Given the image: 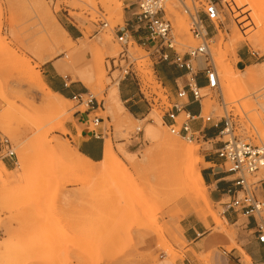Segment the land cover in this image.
Masks as SVG:
<instances>
[{"label":"rangeland","instance_id":"obj_1","mask_svg":"<svg viewBox=\"0 0 264 264\" xmlns=\"http://www.w3.org/2000/svg\"><path fill=\"white\" fill-rule=\"evenodd\" d=\"M111 1L43 0V7L38 8L33 0H0V264H188V260L191 264H215V252H231L234 248L244 261H249L250 257L236 242L243 221L228 223L223 208L212 200L205 180L199 184L207 200L189 190L182 178L171 180L169 176L163 134L192 146V161L201 172L205 157L216 155L220 137L205 135L204 139L189 141L171 132L158 101L161 99L167 105L164 92L173 96L176 93L164 87L155 69L159 61L149 53L147 45L136 40L138 35L133 33L132 26L135 0H116L123 8L122 16L113 12ZM234 1L236 12L248 6L250 9L245 11L254 14L259 22H251L253 26L242 29L227 0L220 5L222 20L217 29L210 28L209 43L210 59L220 72L221 88L202 89V114L213 116L214 122L225 113L232 115L241 127L237 134L258 144L264 141V97H258L264 90V51L249 41L234 42L238 35L235 27L248 35L264 28V0ZM236 2L240 8L235 7ZM168 7L177 41L175 48L183 55L200 41L191 33L180 2L171 0ZM177 17L185 20L190 36L178 35ZM102 22L109 26L103 27ZM59 26L66 28L70 36ZM117 26L125 28L128 35L123 47L116 34ZM53 31L70 44V49L57 43ZM81 46L85 51L80 59L72 50ZM123 48L128 51L125 56L121 53ZM240 52L246 56L243 61ZM73 60L80 63L75 68L71 65ZM97 60L96 70L104 73L102 80L97 78V71L92 73V79L81 77L80 70ZM54 63H59L63 75L75 82L74 91L94 96V107L73 100L72 93L66 95L68 100L60 102L43 88L44 68ZM128 64L140 77L142 90L152 96L150 105L140 97L137 81L121 76L120 67ZM250 66L262 72L255 82H250L245 74ZM224 67L232 70L233 92L223 78ZM243 79L245 87L239 85ZM115 83L119 90L123 84L131 83V96L135 95L137 103L145 108L141 117L135 118L128 111L132 100L127 103L121 99L120 104L126 109L120 114L110 110L108 93ZM179 84L182 87L184 80ZM46 98L56 99L65 112L55 113ZM95 115L102 118L97 131L105 136L104 147L110 143L124 167L89 175L72 160L93 169H100L101 163H89L79 157L69 126L75 118L84 116L90 128H94L91 119ZM183 119L184 114L179 123ZM147 126L154 127L159 134L149 133ZM4 139L9 140L16 157L2 156ZM56 141L68 144L69 155L62 153ZM175 162L181 169L183 159ZM194 179L198 180L196 174ZM252 180L264 181L263 167ZM260 191L263 193L262 187ZM256 218L264 222V210ZM189 220L226 236L230 244L196 253L182 227Z\"/></svg>","mask_w":264,"mask_h":264},{"label":"built area","instance_id":"obj_2","mask_svg":"<svg viewBox=\"0 0 264 264\" xmlns=\"http://www.w3.org/2000/svg\"><path fill=\"white\" fill-rule=\"evenodd\" d=\"M171 0H135V11L133 13V33L138 35V42L147 45L148 50L159 63L166 62L175 65L178 68L185 69L188 76L184 81V85H179L176 95L173 96L164 92L167 105L163 104L161 99L158 103L162 105L164 117L168 121V127L172 133L180 135L185 139L192 141L199 137L205 138L208 123H212L215 128H220L216 137H220V146L216 150L217 156L222 159L223 170L232 175L233 186L228 190L229 200L220 202L223 208V215L233 211L246 216L260 215L264 210V196L260 191L261 182L253 181L252 177L262 167H264V141L258 144L245 141L237 131L241 127L234 121L232 115L225 113L219 121L214 122L213 116L204 117L202 114V99L205 95L202 93L203 88L210 91L220 89V79L218 70L214 61H211V51L209 43L210 28L217 29V25L222 20V12L220 5L225 0H178L182 6L184 13L189 19V28L195 38L200 43L192 47L187 53L180 55L176 51L177 41L173 35V20L168 3ZM103 27H108V22H102ZM116 34L122 47L127 44L128 35L125 28L116 27ZM174 52V55H171ZM125 56L128 51L123 48L121 52ZM129 59V58H128ZM195 63V64H194ZM116 68V65H114ZM121 76L131 77L137 81L139 86V95L150 105V98L147 96L140 86V77L137 72L130 69L129 64L126 67H120ZM205 75L206 85L200 87L197 76ZM149 92V91H148ZM154 99L157 98L153 94ZM264 97L263 93L258 96ZM73 100L85 104L88 107H94V96L91 93H74ZM190 101L198 103L200 111L198 114H192L187 110ZM154 103V100L152 101ZM98 106V102H97ZM99 108V107H98ZM97 108V109H98ZM184 114L185 119L179 123V117ZM194 121H200L201 127L195 130L192 126ZM102 118L95 115L91 119V128L94 136L100 138L104 134L97 131ZM221 125V126H220ZM140 130V129H139ZM1 153L3 157H16L12 145L8 139L2 142ZM260 185V186H259ZM258 240L264 243V222L257 220L256 231ZM242 264H256L252 260L241 261Z\"/></svg>","mask_w":264,"mask_h":264},{"label":"crops","instance_id":"obj_3","mask_svg":"<svg viewBox=\"0 0 264 264\" xmlns=\"http://www.w3.org/2000/svg\"><path fill=\"white\" fill-rule=\"evenodd\" d=\"M239 57L243 61L246 56L243 52H240ZM156 64V73L162 84L165 85L164 87H169L171 90L174 89L172 92L176 93L180 85L179 81L181 79L185 81L188 76L187 70L166 62ZM63 74L64 71L59 63L47 65L44 68L45 83L54 93L62 94L66 98H68L66 96L68 93H81L77 90L74 91L73 87L75 82L68 75ZM197 80L200 87H205L206 80L204 74H199ZM126 88L130 89L128 90ZM131 89V83L123 84V87L119 90L120 98L127 103L131 100L133 101L127 109L132 116L139 118L145 113V108L137 103L134 99L135 95L131 96ZM199 109L198 103L193 101L189 102L187 110L192 114H198ZM86 116H89V114H86ZM192 126L195 130H199L201 123L200 121H194ZM69 130L74 138V145L82 156L94 162H99L103 159L105 136L103 135L100 138L94 136L90 128L89 120L84 116H78L75 118V122L69 126ZM219 131L220 128H215L211 123L207 127L206 135L214 137L218 135ZM5 163L6 166H9L7 162ZM222 163V159L217 154L205 157V167L202 170L205 183L210 187L211 198L217 203L229 199L228 190L233 186L231 181L233 176L223 170ZM261 186L264 196V181L261 182ZM225 218L231 224H237L240 220L243 221L236 242L250 257V260L256 264H264V243L258 240L257 233L255 232L257 219L253 216H246L233 211L227 212ZM182 227L185 238L196 253H207L217 246L220 247L221 245L230 244V240L226 236L211 232L203 223L189 220L183 223ZM219 251L214 253L215 264H242L243 257L238 249L234 248L231 252H226L224 249ZM188 264H191L190 260H188ZM194 264H197V262H194Z\"/></svg>","mask_w":264,"mask_h":264},{"label":"bare ground","instance_id":"obj_4","mask_svg":"<svg viewBox=\"0 0 264 264\" xmlns=\"http://www.w3.org/2000/svg\"><path fill=\"white\" fill-rule=\"evenodd\" d=\"M111 2L114 3V6L112 7L113 12L118 13L119 15L122 16V9L123 8L121 7L120 2H117L116 0H112ZM232 2H235V1L234 0H232V1L227 0V4H228V7H229V10H230V12L233 13L232 15H233L234 19L237 20V24L238 25H241V26H239L240 28H242V29L244 28L245 29L249 25H250V27L253 26L252 25L253 23L250 24L251 22H254V23L257 22V24H258L259 21H257V19H254V16L255 15L253 14L254 15L253 16L252 13L250 14V12L249 13L246 12L247 11L246 9L249 8L248 6H246L247 8H243L241 10L239 9L240 11H238V9H237V12H236V10H234V6L232 5ZM250 2H251V0H250ZM33 3L38 8H42L43 7V0H33ZM44 4H45V2H44ZM235 7L240 8V5H239L238 2H236ZM253 7H254V5H253ZM253 10L256 11V13H258L257 10H255L254 8H253ZM260 12H261V9H260ZM260 12H259V14L261 15ZM260 15H258V16L261 18L262 15L261 16ZM249 18L251 19V21L249 20ZM263 20L264 19L262 18L261 22ZM175 21H176V27H177L178 35H180L181 37L190 36V32H189V29H188L187 24L185 23V20H182L181 18H178L177 17L175 19ZM59 27H61V29L64 31V33L68 34L67 35L68 37L70 36V34H69V32H68V30L66 28H64L63 26H59ZM235 28L237 29L238 35H237V38H236V40H235L234 43H238L240 41H249V42L253 43L254 46L259 45V46H257V48L260 47L264 51V28L262 30H258V28H257V31L255 32L256 34H254V35H252V34L251 35H248L247 31L240 32V30L237 27H235ZM251 31H250V33H251ZM52 35H53L54 39L57 41V43L62 48L67 49V50L70 49V44L66 43V41H64V40H61L59 38V36L57 35L56 32L53 31L52 32ZM219 38H220V36H219ZM183 43L185 44V42H183ZM84 51H85L84 46H81L80 48L73 49L72 50V53L75 55V57H78V58L81 59V58H84ZM95 60H96V57H95ZM78 64H80V63H77V62H75L73 60L71 65H72L73 68H75ZM97 66H98V60H97V63H96V61H93L92 66H89V67H86V68L80 70V72L82 74L81 77H84L85 79H89V78L92 79L93 78L92 73H95L96 74V71H97L96 68H97ZM101 66H102V64H101ZM223 72H224V77L223 78H225L227 87L228 88H231L232 86H234V76H233L232 70H230L228 67H224L223 68ZM261 73L262 72H260V70H258L257 68H255L253 66H250V67H248V69H246V73L245 74H246V77L248 78V80L250 82H255L256 79L261 75ZM218 75H219V79H220V72H218ZM97 76H98L97 78L99 80H102V78L104 76V73L101 72V71H97ZM41 82H42L43 88L45 90H47V92L49 94H51L55 98L59 99L60 102H61V100H68V98L64 97L62 94L60 95L58 93H54L52 91V89H50L44 81L41 80ZM239 85L245 87V85H246L245 80L244 79L243 80H240L239 81ZM203 89H205V88H203ZM230 90L233 92L234 91V88H231ZM108 94H109V97H110L109 101H110V110L111 111H114V112L120 114V111L122 109H126L124 106L122 107L121 104H120L121 103V98H120L118 83H115V85H113L110 88V92ZM45 100H46V103H47L48 107L50 109H52L55 113L62 114L63 112H65L63 106L56 99L54 100V99L46 98ZM112 116H113V114H112ZM156 118L157 117H155V120H156ZM158 124H160V121H159ZM147 131L149 133L154 134V135H158L159 134L158 131L154 127H152V126L148 127L147 128ZM162 138H163V141H164V146L166 147V154H167V156H166L167 160L166 161H168L169 164H170L169 165V170H170V175L169 176H170V179L171 180H175L177 178H182L184 184L186 185V187L189 190H191L195 195L201 197L202 199L207 200L208 198H206V196L203 194L202 189H201L200 184H199V182L200 183H203L204 182L203 174H202L201 171H197V167L194 164V162L192 161L193 156H194V148L192 146H189V145L184 144L181 140H180L181 141L180 142L179 140L174 139L173 137L169 136L168 133L167 134H163V137ZM56 142H57L56 145L59 147V149L62 151V153H64L65 155H69L68 144L67 143H63V142H60V141H56ZM77 154L79 155V157L84 158L89 163H93V164L95 163L91 159L82 156L79 153L78 150H77ZM178 158H182L183 159V164H182V168L181 169L178 168V166H176V163L177 162H175V161ZM72 162H73V164L75 166L79 167L80 169H82L84 172H86L89 175H96V174H99L101 172L102 173L103 172H110V171L111 172H114L119 167H124V162L122 161L121 158H119L118 156H116V154L113 151L112 145L110 143H108L105 146L104 157H103V159L101 161H99L101 163L100 164L101 165V168L100 169L90 168L86 164H83V163H81L79 161H76V160H72ZM2 165H3V167L6 168V166L4 164H2ZM97 165L99 166V164H97ZM195 174L198 177V180L197 181L194 179V175ZM178 187H179V185H178ZM217 222H219V221H217ZM168 251H169V249H168Z\"/></svg>","mask_w":264,"mask_h":264}]
</instances>
